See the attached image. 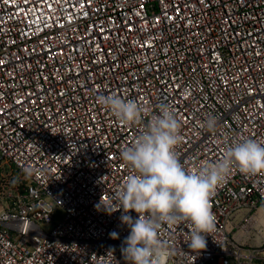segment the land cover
<instances>
[{
  "label": "built area",
  "instance_id": "obj_1",
  "mask_svg": "<svg viewBox=\"0 0 264 264\" xmlns=\"http://www.w3.org/2000/svg\"><path fill=\"white\" fill-rule=\"evenodd\" d=\"M113 92L174 107L187 169L226 132L264 143V0H0V264H125L123 209L97 210L138 134L96 103ZM211 205L203 250L162 227L167 264H264V175L234 170Z\"/></svg>",
  "mask_w": 264,
  "mask_h": 264
},
{
  "label": "clouds",
  "instance_id": "obj_2",
  "mask_svg": "<svg viewBox=\"0 0 264 264\" xmlns=\"http://www.w3.org/2000/svg\"><path fill=\"white\" fill-rule=\"evenodd\" d=\"M95 100L120 125L138 128L131 143L119 151L129 174L108 200L101 198L97 209L109 214L123 209L121 221L130 230L121 248L125 264H167L174 249L160 238L164 225L186 223L188 247L193 252L205 249L206 236L215 229L212 198L234 170L246 176L264 175V143L226 132L219 159L187 169L177 151L184 137L172 105L160 102L151 111L115 92L97 94ZM201 127L216 133L218 117L207 114ZM35 171L22 169L25 178ZM131 212L137 215L132 217Z\"/></svg>",
  "mask_w": 264,
  "mask_h": 264
},
{
  "label": "rangeland",
  "instance_id": "obj_3",
  "mask_svg": "<svg viewBox=\"0 0 264 264\" xmlns=\"http://www.w3.org/2000/svg\"><path fill=\"white\" fill-rule=\"evenodd\" d=\"M64 218V212L62 210H57L55 214L56 221L60 222Z\"/></svg>",
  "mask_w": 264,
  "mask_h": 264
}]
</instances>
